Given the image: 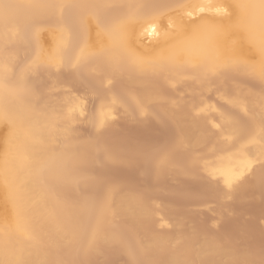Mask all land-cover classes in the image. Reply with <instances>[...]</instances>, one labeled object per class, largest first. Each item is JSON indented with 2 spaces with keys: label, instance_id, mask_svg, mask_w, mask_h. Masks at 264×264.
Returning <instances> with one entry per match:
<instances>
[{
  "label": "bare ground",
  "instance_id": "6f19581e",
  "mask_svg": "<svg viewBox=\"0 0 264 264\" xmlns=\"http://www.w3.org/2000/svg\"><path fill=\"white\" fill-rule=\"evenodd\" d=\"M140 123L166 142L115 141ZM246 198L264 201V0H0V264H264L219 240Z\"/></svg>",
  "mask_w": 264,
  "mask_h": 264
},
{
  "label": "rangeland",
  "instance_id": "374dc122",
  "mask_svg": "<svg viewBox=\"0 0 264 264\" xmlns=\"http://www.w3.org/2000/svg\"><path fill=\"white\" fill-rule=\"evenodd\" d=\"M92 105H93V102L90 101L89 108H91ZM119 125H121V124H117L116 127H118V128L115 127V130H114V132H115L114 135L116 137L115 141H117V140L118 141H121L123 139V140H125V143L130 144V145L131 144L132 145H136L137 143L138 144L139 143H146V142H143V141H141L139 139V134L140 133H145V134L150 135V136H152L154 138L153 144H154V147L155 148H160L159 146L166 142V139H164L162 137V134H161L162 130H161V128L159 126H157V125H146L144 123H140V124H137V125H127L126 127H123V124L120 127H119ZM164 131L165 130H163V132ZM116 132H117V134H116ZM106 133H109V132L107 131ZM117 137L118 138H121V140H119ZM111 140L112 139L110 137L109 141H111ZM128 173H129V175H131L132 172L130 171ZM128 173H127V175L125 174V177L127 176L129 178H128V180L126 178L125 181L127 180L129 182L130 181L129 179H131V182H132L133 179H134V177L137 176V174L135 172H133V174L135 176L132 177V176H129ZM114 174H116V176L117 175L118 176H121L122 175L121 173H120L121 175H119L117 172H114ZM122 176L124 177V175H122ZM137 177L135 178L136 180L138 179ZM146 185H149V183L146 182ZM194 190H197V189H194ZM184 191L186 193L187 192V189H185ZM206 201L208 202V199ZM209 201H210V199H209ZM251 201H253V200L246 198L243 201H241L239 204H236V205L233 206V210L238 211V212L240 210L242 211V212L240 211L239 213L236 212V214H238V216H239V214L241 215V213L244 212L243 213L244 215L243 214L241 215V216H243V219L239 223L238 222L236 223L233 220H231L232 223L229 221L230 222L229 224L228 223H225V225L223 224V227L221 226L222 229H220L221 232H219V235H221L220 238H219V240L223 239V237H226L227 236V233H228V235H231V233L232 234H243V235H245L248 238V241H246L248 243V244H246V246L248 247V250L250 249V250H253V251H255V250L257 251V250L261 249L262 252H264L263 251V249H264V239H257L255 237V235L257 233V226H258L257 222L260 221L261 219H264V201L261 200V203H262L261 204V207L259 205H258V207H251V205H250ZM203 203H205V201ZM180 206L181 207H184V205H180ZM197 212L199 213L200 211H197ZM197 212H195L193 214L191 212V214H189L190 218H191V216L193 218L194 214H196ZM203 212H205V211H203ZM206 213L207 212L202 213L203 216L202 215L201 216L203 218L202 217L200 218V216L198 217L197 214L195 215V217L197 216L198 219H201V220L203 219L204 221L206 219H208V221L210 222L209 219H212V218H208V217H210V215H208V214L204 216V214H206ZM198 215H200V214H198ZM197 218H195V219L193 218V219L196 221ZM204 218H206V219H204ZM195 221L192 220L191 221V224H192V222H195ZM201 222L200 221L199 222H195L194 224L197 225L196 227H199L201 225V227H199V228H203L206 224H204L205 222H203V225L204 226H202V223ZM209 222H208V224H209ZM196 223H201V224H196ZM208 224L206 226H208ZM206 228H208V227H206ZM203 229H205V227ZM236 241L237 240L235 239V242ZM238 241H239V239H238ZM240 241H239V243H242ZM235 242L233 244H235ZM246 242H243V243H246ZM116 258L121 259V261L124 260V258H121V257H116ZM116 258H114V259H116ZM114 259H111V260H114ZM116 260H114V262L113 261H110V262H113L112 264H116V262H115ZM118 260H117V262H118ZM263 261H264V257H263ZM119 262H120V260H119ZM124 262H125V260H124ZM117 264H119V263H117ZM121 264H123V263L121 262ZM128 264H130V263L128 262Z\"/></svg>",
  "mask_w": 264,
  "mask_h": 264
}]
</instances>
